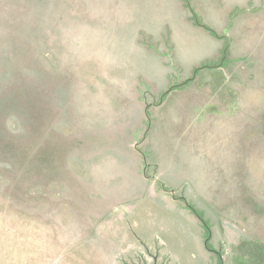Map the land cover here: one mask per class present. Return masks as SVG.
Returning a JSON list of instances; mask_svg holds the SVG:
<instances>
[{"label": "rangeland", "instance_id": "1", "mask_svg": "<svg viewBox=\"0 0 264 264\" xmlns=\"http://www.w3.org/2000/svg\"><path fill=\"white\" fill-rule=\"evenodd\" d=\"M181 2L208 29L188 0H0V264H264V0L217 64L141 75ZM194 94L209 146L158 171L151 109Z\"/></svg>", "mask_w": 264, "mask_h": 264}, {"label": "crops", "instance_id": "2", "mask_svg": "<svg viewBox=\"0 0 264 264\" xmlns=\"http://www.w3.org/2000/svg\"><path fill=\"white\" fill-rule=\"evenodd\" d=\"M259 1L188 0L189 7L202 22L204 21L205 27L209 30L195 26L190 13L185 10L181 2L183 10L179 12L180 14L177 13V17L169 28V32L172 34L171 50H166L162 53L154 50L153 52H146L145 55L141 54L139 59H137V64L142 71L141 75L148 74L145 71L158 59L164 60L165 66L172 61L174 65L179 63L181 66L189 68H194L201 64H217L226 45V27L231 13L235 11L245 12L250 9L257 10ZM163 53H165V56L162 55ZM146 81L153 82L149 76ZM209 83H211L210 80L207 84ZM175 94L178 93L171 92L165 97V100ZM205 94V92H202V99L206 97ZM207 94L209 95L208 98L213 96L216 99L218 96L217 92H207ZM196 95L184 96L182 101L176 106L174 101L170 110H163L164 102L152 107L151 110L155 111V114L159 116L157 126H154V128L159 130L156 132L154 140L147 136L145 145L148 147V155L152 158L153 164L157 165L158 171L163 173L168 170L170 172H185L193 160L192 157L195 154L199 155L200 151L202 155L209 146V140L205 138L206 143L204 145L203 134L195 136L193 133H195V130L196 133H200L204 129L209 130V124L211 123L216 122L217 124V102H212L208 99L209 101L206 104L203 103L204 105H202V100L195 103L194 97ZM137 101L139 109H141L143 107L142 102L139 99ZM195 110L204 113L201 120H199L201 121L200 129L194 128ZM204 120L208 122L207 126L204 125ZM180 130L181 133H177ZM199 148H201L200 151H198Z\"/></svg>", "mask_w": 264, "mask_h": 264}, {"label": "trees", "instance_id": "3", "mask_svg": "<svg viewBox=\"0 0 264 264\" xmlns=\"http://www.w3.org/2000/svg\"><path fill=\"white\" fill-rule=\"evenodd\" d=\"M206 248L208 247L207 244H205Z\"/></svg>", "mask_w": 264, "mask_h": 264}]
</instances>
